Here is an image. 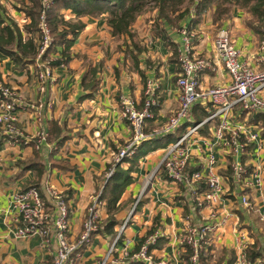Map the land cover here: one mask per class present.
Wrapping results in <instances>:
<instances>
[{"label": "crops", "instance_id": "crops-1", "mask_svg": "<svg viewBox=\"0 0 264 264\" xmlns=\"http://www.w3.org/2000/svg\"><path fill=\"white\" fill-rule=\"evenodd\" d=\"M21 1L0 0V4L20 25L26 19L23 11L16 8ZM63 13L66 18L72 15L68 8ZM211 13L212 6L204 10L200 19L189 28L191 51L205 58L208 64L198 73L201 86L229 80L212 44L217 26L228 29L233 44L239 51V57L249 63L254 61L259 35L254 28L256 20L244 8L230 7L229 12L217 22L212 20ZM154 15L153 7L146 8L136 15L130 25V30L134 31L143 45V50L137 54V66L142 74L134 69L128 55L123 53V39L128 41L127 37L111 33L105 13L81 17L84 26L69 46V59L63 61L64 65H54L44 92L36 87L35 78H29L31 63L16 67L9 57L0 59V76L15 86L20 94L17 125L23 137L19 143L8 144L0 136V264H50L52 260L53 242L45 243L38 235L15 237L12 215L8 211L14 191L36 178L34 170L25 169L26 162L32 160L44 164L45 176L42 183L46 181L68 200V235L71 243H77L90 208L97 215L98 228L93 232L91 240L85 249L80 250L83 243L75 249L76 264L97 262L105 255L117 234L115 250L108 264H126L125 258L130 256L131 250L149 228L154 216H158L159 221L158 237L164 238V241L159 248L149 250L150 257L161 260L164 264H184L179 258L182 246L178 239L184 229L183 217L190 212L187 203L192 192L181 185H171L163 179L161 173L151 176L161 156V148L147 152L133 166L132 182L124 188L117 200L118 209L113 215L115 224L112 232L103 229L108 222V213L105 201L99 198L109 177L106 175L107 166L113 161L115 151L128 137L127 127L119 116L117 94L124 92L138 101L146 80L154 84L158 104L154 107L153 119L144 127L148 138L153 137L151 132L164 123L177 105L173 83L177 70L175 49L172 54L169 42L152 31ZM191 16L189 13L183 17L179 25H187ZM177 28L165 26V33L175 44V48L180 42ZM63 50L62 46H58L55 56H62ZM98 61L101 62L98 84L88 95V90L81 84V77L89 66ZM40 102L43 104L42 124H38L35 119L34 104ZM50 120L62 126L66 139L60 146L56 145V149L48 157L46 151L34 149L33 137L39 125L48 132ZM199 131L206 134V127L204 131ZM48 142L54 146V143ZM50 157L64 162L71 169L50 167ZM122 166L126 167V164ZM216 168L219 174L226 169L225 159L219 152ZM246 192L249 202L255 207V219L260 221V216L264 218V193L259 195L254 190ZM132 205L133 210L124 224ZM225 211L229 216L224 224L208 230L209 243L212 245L210 264H214L218 257H222L221 264H225L221 250H231L235 258L233 225L247 232L250 243L251 232H259V226L248 218L244 207L229 192L222 195L221 202L212 211L204 209L191 214L189 222L191 225H212L215 222L213 216L218 217ZM124 251L126 255H122ZM133 255L134 253L131 259ZM134 262L141 264L140 260Z\"/></svg>", "mask_w": 264, "mask_h": 264}, {"label": "built area", "instance_id": "built-area-1", "mask_svg": "<svg viewBox=\"0 0 264 264\" xmlns=\"http://www.w3.org/2000/svg\"><path fill=\"white\" fill-rule=\"evenodd\" d=\"M48 0H43L46 6ZM186 25H179L177 30L180 42L175 48L177 70L173 83L176 92V108L151 136H161L173 132L182 122L192 123L189 114L190 107L198 103L207 108L208 113L194 124L184 126L174 141L161 148V156L151 173H161L165 181L173 186L181 185L192 192L189 199L188 214L183 217L184 229L178 239L181 246L188 245L191 255L187 264H197V250L206 231L220 227L228 218L229 213L223 212L214 217L212 225H191V214L204 209H212L221 202L225 192L234 195L248 213L250 202L246 191L264 193V134L263 127L252 122L254 115L261 114L264 118V0L261 3L259 35L253 62L249 63L239 57V51L233 44L229 31L225 26H217L212 44L218 61L221 63L229 80L208 86H201L198 73L208 64L207 60L191 51V32ZM39 28L41 39L31 68L35 72L36 87L44 92L50 79L54 65L50 58L55 53L43 57L46 46L51 41V34L45 19V13H40ZM64 65V62H60ZM20 94L17 88L0 76V136L8 144L19 143L22 137L17 122V108L20 105ZM119 116L124 121L128 137L114 154V161L133 153L135 147L149 136L144 132L146 123L153 119L154 107L158 104L154 93V84L146 80L140 100H135L124 92L117 94ZM36 105L35 119L42 124V102ZM206 124V134L199 130ZM33 137V147L37 151H46L48 157L56 146L48 142L46 128L39 125ZM225 159L228 176L216 172L217 153ZM112 169L107 172V176ZM204 190H199L200 185ZM43 195L30 187L14 191L9 203V213L12 215L14 235L17 238L38 235L45 243L53 242L54 249L51 264H76L75 249L88 240L89 235L98 228L97 215L90 208L77 243H71L69 238V208L68 200L63 193L46 181L42 183ZM131 206L127 217L132 212ZM262 221V236L264 239V218ZM122 228V226H121ZM158 230L147 235L140 243L132 260H140L141 264H164L163 261L150 257L147 249L159 236ZM118 234L109 245L105 255L94 264H108L114 250ZM232 243L235 250L234 264H260V259L249 261L245 258V247L250 243L247 232L236 229L233 225ZM182 250V249H180ZM124 251L122 255H126Z\"/></svg>", "mask_w": 264, "mask_h": 264}, {"label": "trees", "instance_id": "trees-1", "mask_svg": "<svg viewBox=\"0 0 264 264\" xmlns=\"http://www.w3.org/2000/svg\"><path fill=\"white\" fill-rule=\"evenodd\" d=\"M261 3L262 0H48V4L44 6L43 0H22L16 7L18 10L23 11L26 18L21 25L18 24L9 15L7 9L0 4V59L9 57L16 67H24L33 62L42 34L39 28V21L40 13L43 10L51 34V41L46 46L43 57L48 53H55L57 47L62 46L64 49L61 54L62 56L50 58V63L52 65H57L62 61L66 62L70 56L69 46L73 38L84 26V21L81 17L83 15L100 16L105 13L111 33L117 36L125 35V37H127L128 41H126V38L123 39V53L128 55L134 69H136L139 74H142L141 69L137 66V54L143 50V45L136 38L134 31L130 30V25L139 12L149 7L155 9L151 29L169 42L168 45L172 50L171 53L174 54L175 44L170 41L165 33L166 25L178 27L179 21L191 13L192 16L189 18V23L185 26L186 29L189 30L190 26L200 19L201 13L208 7L212 6L211 18L213 21L217 22L229 12L230 7L237 6L248 10L252 14L253 18L256 20L254 28L259 32ZM67 8L70 9L72 15L66 18L63 10ZM100 71V61L89 66L84 71L81 77V84L84 89L88 90V95L96 89ZM34 77V70H32V72L29 71V78L32 79ZM207 113V108L202 107L198 103L193 104L189 110V114L193 118L192 123L184 122L171 133L146 138L135 147L132 154L124 156L118 161L113 160L108 164L106 173L110 169H112V173L109 177L107 176V181L99 196L101 200L105 201L108 213V222L103 227L104 230L106 229L112 232L115 224L113 215L118 209L117 200L124 188L132 182L131 171L133 166L136 165L137 160L147 152L163 148L168 143L174 141L177 135L181 133L184 126L194 124ZM257 120L263 127L262 133L264 134V118L261 114L254 115L253 119L249 121L256 122ZM205 127L206 124H204L200 130L204 131ZM62 131V126L56 121L50 120L48 122V140L54 143V147L56 145L60 146L66 139V135H64ZM116 152L117 150L115 153ZM49 161L50 167L71 169L69 165L53 157H50ZM26 163L25 169L34 170L36 178L24 185L22 187L23 190L34 187L45 200L41 181L45 176L44 164L38 160H32ZM122 164H126V167H123ZM220 173L222 176L226 177L229 171L228 169H224L221 170ZM199 190H204L202 184L199 186ZM158 223V216H154L149 228L131 250L130 256L125 258L126 264H136V262L130 258L132 253L137 251L140 243L147 235L157 230ZM208 234L209 232L206 231L200 247L197 250V264H210L212 245L209 243ZM92 235L93 232L89 235L88 240L81 245L80 250L85 249ZM250 236L252 241L245 247V258L251 262L255 259H260V264H264L263 236L256 231L251 232ZM163 241L164 238L157 236L152 244H148V251L152 248H159ZM181 246L182 252L179 258L184 264H187L188 258L191 255V250L189 246L184 243ZM221 253L225 258V264L234 263V256L231 250H221ZM221 259L222 257H218L214 264H221Z\"/></svg>", "mask_w": 264, "mask_h": 264}, {"label": "rangeland", "instance_id": "rangeland-1", "mask_svg": "<svg viewBox=\"0 0 264 264\" xmlns=\"http://www.w3.org/2000/svg\"><path fill=\"white\" fill-rule=\"evenodd\" d=\"M251 205H250V208L248 209V218H250L252 221H254V224L256 225V226H259V232L261 231L262 232V228H263V225L261 224V222L258 220H256L255 218H256V212H255V207L253 206V204L252 203H250ZM129 212V211H128ZM255 226V227H256ZM237 229V228H236ZM260 232V233H261ZM262 234V233H261Z\"/></svg>", "mask_w": 264, "mask_h": 264}]
</instances>
